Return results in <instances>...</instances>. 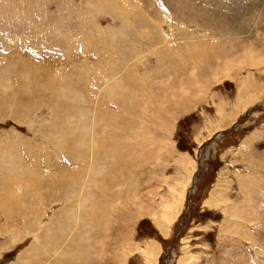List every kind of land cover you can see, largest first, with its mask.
Here are the masks:
<instances>
[{"label": "rangeland", "instance_id": "obj_1", "mask_svg": "<svg viewBox=\"0 0 264 264\" xmlns=\"http://www.w3.org/2000/svg\"><path fill=\"white\" fill-rule=\"evenodd\" d=\"M259 1L0 0V264H264ZM162 10L229 33L232 63L185 39L145 55ZM157 81L191 99L159 110Z\"/></svg>", "mask_w": 264, "mask_h": 264}, {"label": "bare ground", "instance_id": "obj_2", "mask_svg": "<svg viewBox=\"0 0 264 264\" xmlns=\"http://www.w3.org/2000/svg\"><path fill=\"white\" fill-rule=\"evenodd\" d=\"M263 1V0H262ZM262 1H259V2H262ZM257 2V0H246V3L247 4H251L253 7H254V4ZM102 3V2H101ZM108 4V3H107ZM101 5V4H100ZM103 6V5H102ZM109 4L106 6V7H108V9H109ZM112 7H114V6H112ZM250 7V6H249ZM160 8V7H159ZM112 9V8H111ZM114 9H116L117 11H118V9L117 8H114ZM159 10H161V9H159ZM202 10L204 11V12H206V11H208V10H210L212 13H216V11H217V7L216 6H213V7H211V6H209V5H207V6H205V7H202ZM112 11V10H111ZM156 19L157 20H159L160 22H167V24H168V26H166V27H168L167 28V32L165 33V35H163V34H159V35H155V36H153V37H150L149 35H141L140 36V41L141 40H143V38H155V37H159V39L157 40V39H155V40H157L156 42H157V44H158V42H161V43H163V44H161V45H159V46H156L155 44H154V47H155V49L156 50H152L153 51V53L152 54H150V50H147V52L148 53H146L145 51H143V52H145V55H148V56H150V57H152V55L153 54H155V55H157V57H158V55H160V54H163V55H165V57L164 56H162V57H164V58H162L161 56H160V58H158L157 59V61H162V60H165V59H167V58H169V60H174L175 58L174 57H172L171 55L168 57V53L170 52V51H173L174 50V52H175V50H176V52L178 51V50H180V46H182V45H178V46H176L177 44L176 43H180V42H182V39H185V40H187V41H189V42H191V44H189V45H192V46H194V45H196V46H198V47H202V48H208V47H211V46H213V45H215V43H219V44H221L222 45V47L221 48H223L222 50H221V55H217V52H214V61H210V62H215V63H221L222 61H225L224 62V65H225V67H228L229 65H230V63H232V61H230V63L228 62V61H226L227 59H228V57H229V55H230V51H231V49L234 47V46H236L237 44H224L225 43V41H226V39H228V34L229 33H226V32H224L223 30H220V29H218V30H216V31H212V30H210V29H207V28H199L200 29V32L199 33H191V32H189V31H185V30H183V29H181L178 25H177V23L174 21V19H170V18H168V14H166L165 13V11L164 10H162L161 12H159L157 15H156ZM240 28L242 29V27H238L237 28V30H236V32H239L240 31ZM98 31L100 32V30L98 29ZM98 32V33H99ZM64 33V32H63ZM97 33V32H96ZM101 33V32H100ZM100 33H99V35H100ZM92 34V33H91ZM93 36V35H92ZM95 36H97L96 34H95ZM94 36V37H95ZM93 39V38H92ZM95 39V38H94ZM150 39V40H151ZM165 39H166V41H165ZM176 40H179V41H177L176 42ZM70 41V40H69ZM68 41V42H69ZM155 42V41H154ZM171 42H174V43H171ZM197 42H201L202 44H199V43H197ZM68 44V43H67ZM99 44V43H98ZM132 44V43H131ZM183 44H185V43H183ZM188 45V43L186 44V46ZM252 45V44H251ZM93 46V45H92ZM224 46H229V47H224ZM139 48V47H138ZM247 48V47H246ZM87 49V48H86ZM136 49V48H135ZM68 50V49H67ZM214 50H216V49H214ZM15 51V50H14ZM14 51H12L13 53H14ZM253 51V50H252ZM69 52H71V50L69 51ZM68 52V53H69ZM75 52V51H74ZM88 52V51H87ZM176 52H175V54H176ZM209 52H211V51H209ZM73 53V52H72ZM142 53V52H141ZM244 53V52H243ZM246 53V52H245ZM150 54V55H149ZM171 54V53H170ZM209 53L207 52L206 53V56L208 55ZM234 55V54H233ZM232 55V56H233ZM255 55V54H254ZM254 55H251L250 56V58H249V60H248V62L250 63V64H255V66L256 65H259L262 61H260V58H259V55H256V57H258L257 59L258 60H255V59H253V57L252 56H254ZM68 56V55H67ZM71 56H72V54H71ZM135 56V55H134ZM154 56V55H153ZM83 57V56H82ZM136 57V56H135ZM145 57V56H144ZM156 57V58H157ZM20 58V57H19ZM87 58V57H86ZM96 58V57H95ZM146 58V57H145ZM138 60V59H137ZM136 59H134V58H132L131 60H130V65H136L137 63H139V61H137ZM71 61V60H70ZM187 61V60H186ZM209 61V60H208ZM242 61V60H241ZM77 62V61H76ZM85 62V61H84ZM209 62V63H210ZM248 62H247V65H248ZM13 63V62H12ZM80 63V62H79ZM161 63V62H160ZM186 63V62H185ZM25 64V63H24ZM208 64V63H207ZM211 64V63H210ZM20 65H22V68L24 69V71L25 70H27L25 67H24V65L23 64H21L20 63ZM25 65H27V64H25ZM45 65V64H44ZM47 65V64H46ZM50 65V64H49ZM166 65V64H165ZM172 65V64H171ZM214 65V64H213ZM261 65V64H260ZM17 66H19V65H17ZM160 66V65H159ZM169 66V65H168ZM173 66V65H172ZM28 67V66H27ZM37 67V66H36ZM39 67V66H38ZM41 68H44V67H42V66H40ZM135 67V66H134ZM133 67V68H134ZM209 67H211V66H209ZM29 68H31V67H28V69ZM34 68H35V66H34ZM172 68V67H171ZM171 68H169V70L171 69ZM218 69V68H217ZM227 69V68H226ZM225 69V70H226ZM31 70V69H30ZM44 69H42L41 71H43ZM168 70V71H169ZM32 71H34V70H32ZM36 71H38V70H36ZM130 71V70H129ZM167 71V72H168ZM229 70L227 69V71L226 72H224V74L226 75L227 74V72H228ZM44 72V71H43ZM43 72H40L41 74L43 73ZM119 72V71H118ZM28 73H29V71H28ZM32 73V72H31ZM39 73V74H40ZM63 73V72H62ZM117 73V72H116ZM115 73V74H116ZM158 73H160V69H159V72ZM34 74V73H33ZM39 75V76H42V75ZM59 73H57V75H58ZM111 74V73H110ZM113 74V73H112ZM115 74H113V75H115ZM131 74V73H130ZM146 74V73H145ZM65 75V74H64ZM98 75V74H97ZM96 75V76H97ZM135 74H132V76L133 77H135L134 76ZM154 75V74H153ZM174 75V74H173ZM30 75H28V77H29ZM33 76V75H32ZM37 75H35L34 74V78L36 77ZM45 76V75H44ZM184 76V75H183ZM0 77H1V75H0ZM108 77V76H107ZM153 77V76H152ZM163 77V76H162ZM161 77V78H162ZM27 78V77H26ZM37 78V77H36ZM40 78V81L39 82H42L45 86H47L48 87V84L50 83V81H51V79L50 78H42V77H39ZM60 78V77H59ZM99 78V77H98ZM110 78V77H109ZM157 78V77H156ZM156 78H154V79H156ZM160 78V79H161ZM134 79V78H133ZM132 79V80H133ZM177 79H179V77L177 78ZM188 79V78H187ZM1 80V79H0ZM29 80V79H28ZM176 80V79H175ZM5 81V80H4ZM7 82V81H6ZM26 82V81H25ZM66 82V81H65ZM156 82V81H155ZM158 83L157 84H155L154 86L156 87V91H157V98H159V101H160V105H159V102L157 101V107H158V109L159 110H161V108L164 106V104H165V102H164V104H163V102L161 103V101L163 100V101H168V102H170V105L169 106H164V108H165V111H167V109L168 110H172V111H174V110H177L178 108L179 109H183V107H182V105L180 106V104H179V102L178 101H180V100H190L191 98H190V96H188V95H182V96H177L175 93V85H176V83L173 81H167L165 84H164V82H162V81H157ZM160 82H161V84H160ZM177 83H179L178 81H176ZM185 82V81H184ZM1 83H3L2 81H1ZM51 83H53V84H55V82L54 81H51ZM22 84V83H21ZM121 84V83H120ZM154 84V83H153ZM153 84L152 85H150V86H153ZM180 84L181 83H179V86H180ZM0 85H2V84H0ZM23 85V84H22ZM40 85V84H39ZM198 85V84H197ZM54 86V85H53ZM70 86V88H72L73 90L75 89V85L74 84H71V85H69ZM96 87H97V85H95ZM144 86V85H143ZM5 87H7V85L5 86ZM95 87V88H96ZM194 87V86H193ZM3 88H4V84H3ZM3 88H1V89H3ZM22 88V87H21ZM146 88V87H145ZM197 88V87H196ZM24 89H25V87H24ZM23 89V90H24ZM35 89V88H34ZM42 89V88H41ZM94 89V88H93ZM107 89H108V87H107ZM144 89V88H143ZM4 90V89H3ZM2 90V91H3ZM19 90V89H18ZM17 90V91H18ZM28 90V89H27ZM73 90H69L70 91V93H73V94H75V93H77L78 92V90H76V91H73ZM110 90V89H109ZM172 90V91H171ZM11 91H13V90H11ZM42 91V90H41ZM73 91V92H72ZM196 91V90H195ZM4 92V91H3ZM33 92V91H32ZM96 92V91H95ZM146 92V91H145ZM155 92V91H154ZM180 92H182V91H180ZM30 93H31V91H30ZM35 92H33V94H34ZM139 93V92H138ZM141 93V92H140ZM19 94V93H18ZM22 94V93H21ZM38 94V93H37ZM45 94V93H44ZM6 95V94H5ZM28 94H25V96L24 95H21V96H23V98H25V97H28L27 96ZM31 95V94H30ZM57 96L55 97V99H54V101H57V100H61V96H60V94H56ZM102 95V94H101ZM134 95V94H133ZM156 95V94H155ZM20 96V97H21ZM149 96V95H148ZM5 97V96H4ZM13 97V96H12ZM19 97V98H20ZM104 97V96H103ZM28 98H30V97H28ZM33 98V97H32ZM31 98V99H32ZM36 98V97H35ZM3 99V98H2ZM6 99V98H5ZM8 99V98H7ZM7 99H6V102L8 103V101H7ZM30 99V100H31ZM101 99V98H100ZM17 100V99H16ZM9 101H10V99H9ZM28 102V100H26V98H25V102ZM101 101V100H100ZM106 101V100H105ZM1 102V101H0ZM4 101H2V103H3ZM5 102V103H6ZM22 102V101H21ZM104 102V101H103ZM102 102V103H103ZM10 103H12V102H10ZM9 103V104H10ZM31 103V102H30ZM71 103V102H70ZM74 105L73 106H76V105H78V106H81L80 108H79V110H82V105H79L80 103L82 104V102H78L77 100L75 101V102H72ZM140 103V102H139ZM17 104V103H16ZM15 104V105H16ZM19 104V103H18ZM22 104H24V103H22ZM32 104V103H31ZM145 105V104H144ZM180 106V107H178L177 108V106ZM2 106V105H1ZM0 106V107H1ZM5 106V105H4ZM12 106V105H11ZM20 106H21V104H20ZM33 106V105H32ZM187 106V105H186ZM86 107H88V106H86ZM105 107H106V105H105ZM176 107V108H175ZM185 107V106H184ZM11 108V107H10ZM12 108H13V106H12ZM14 108H15V106H14ZM16 108H17V106H16ZM15 108V109H16ZM20 108V107H19ZM76 108H77V106H76ZM142 108V107H141ZM18 109V108H17ZM21 109H22V107H21ZM99 109V108H98ZM14 110V109H13ZM63 110V109H62ZM179 111V110H178ZM184 111V110H183ZM70 112V111H69ZM169 112V111H168ZM166 113V112H165ZM82 115V114H81ZM83 124H85V121H83ZM82 124V125H83ZM84 126V125H83ZM96 129V128H95ZM58 163H62L61 161H59L58 160ZM67 167V169H68V166H66ZM61 175H63V174H61ZM60 189V188H59ZM80 235V234H79Z\"/></svg>", "mask_w": 264, "mask_h": 264}]
</instances>
